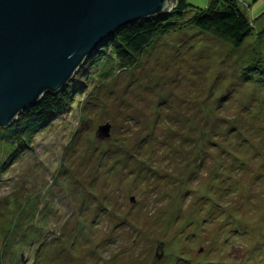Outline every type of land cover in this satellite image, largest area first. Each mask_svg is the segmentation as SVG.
Returning <instances> with one entry per match:
<instances>
[{
  "label": "rangeland",
  "instance_id": "374dc122",
  "mask_svg": "<svg viewBox=\"0 0 264 264\" xmlns=\"http://www.w3.org/2000/svg\"><path fill=\"white\" fill-rule=\"evenodd\" d=\"M239 2L241 46L175 24L0 159V264H264V0Z\"/></svg>",
  "mask_w": 264,
  "mask_h": 264
},
{
  "label": "water",
  "instance_id": "95a60500",
  "mask_svg": "<svg viewBox=\"0 0 264 264\" xmlns=\"http://www.w3.org/2000/svg\"><path fill=\"white\" fill-rule=\"evenodd\" d=\"M173 0H0V127L63 88L119 27ZM100 124L99 137L110 135Z\"/></svg>",
  "mask_w": 264,
  "mask_h": 264
},
{
  "label": "trees",
  "instance_id": "16d2710c",
  "mask_svg": "<svg viewBox=\"0 0 264 264\" xmlns=\"http://www.w3.org/2000/svg\"><path fill=\"white\" fill-rule=\"evenodd\" d=\"M173 1L174 5L169 11L139 18L119 27L95 49L67 85L56 93L46 92L41 101L20 112L11 125L0 127L2 163L5 160L9 162L26 151L30 137L39 127L53 122L72 110L76 100L75 95L85 91L89 81L97 74L99 76L103 75V72L106 73L103 69L97 71L98 66L110 62L124 65L134 62L162 32L175 28L176 25H188L221 37L235 47L241 46L253 33V25L239 0H209L206 6L197 7L194 14L187 18L185 14L192 5L189 0ZM92 67H95L94 71ZM245 74L247 78L256 77L261 84H264L262 60L247 66ZM192 162L194 166L197 164L196 160Z\"/></svg>",
  "mask_w": 264,
  "mask_h": 264
},
{
  "label": "bare ground",
  "instance_id": "6f19581e",
  "mask_svg": "<svg viewBox=\"0 0 264 264\" xmlns=\"http://www.w3.org/2000/svg\"><path fill=\"white\" fill-rule=\"evenodd\" d=\"M67 85V84H66Z\"/></svg>",
  "mask_w": 264,
  "mask_h": 264
}]
</instances>
